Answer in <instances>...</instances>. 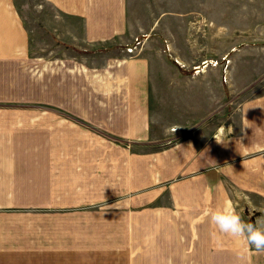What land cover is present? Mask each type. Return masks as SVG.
<instances>
[{"label": "crops", "instance_id": "0c3cea01", "mask_svg": "<svg viewBox=\"0 0 264 264\" xmlns=\"http://www.w3.org/2000/svg\"><path fill=\"white\" fill-rule=\"evenodd\" d=\"M41 1L74 47L137 34L126 0ZM31 37L0 0V264H264L206 214L231 200L264 227V90L226 111L216 64L190 75L149 42L87 62Z\"/></svg>", "mask_w": 264, "mask_h": 264}, {"label": "rangeland", "instance_id": "374dc122", "mask_svg": "<svg viewBox=\"0 0 264 264\" xmlns=\"http://www.w3.org/2000/svg\"><path fill=\"white\" fill-rule=\"evenodd\" d=\"M14 3L30 29L34 53H75L95 62L109 51L118 54L115 48H121V53L131 52L149 42L148 50L178 59L190 75L218 65L226 93H231L226 95V111L240 98L264 90V0H126L129 26L137 34L125 48L113 41L82 48L69 45L46 28L48 22L40 10L51 12L45 3Z\"/></svg>", "mask_w": 264, "mask_h": 264}, {"label": "clouds", "instance_id": "9594fccd", "mask_svg": "<svg viewBox=\"0 0 264 264\" xmlns=\"http://www.w3.org/2000/svg\"><path fill=\"white\" fill-rule=\"evenodd\" d=\"M215 139L218 143H223L221 135H216ZM236 207L231 200H225L222 205L214 210L209 209L206 214L211 217L212 223L220 232L237 240H243L257 251L264 250V227H260L258 223H244Z\"/></svg>", "mask_w": 264, "mask_h": 264}, {"label": "water", "instance_id": "95a60500", "mask_svg": "<svg viewBox=\"0 0 264 264\" xmlns=\"http://www.w3.org/2000/svg\"><path fill=\"white\" fill-rule=\"evenodd\" d=\"M249 222H250V223L252 222V218H249Z\"/></svg>", "mask_w": 264, "mask_h": 264}]
</instances>
